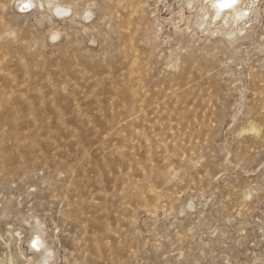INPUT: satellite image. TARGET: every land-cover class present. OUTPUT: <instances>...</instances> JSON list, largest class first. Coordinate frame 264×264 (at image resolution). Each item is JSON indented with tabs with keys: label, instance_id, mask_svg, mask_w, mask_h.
Returning <instances> with one entry per match:
<instances>
[{
	"label": "rangeland",
	"instance_id": "374dc122",
	"mask_svg": "<svg viewBox=\"0 0 264 264\" xmlns=\"http://www.w3.org/2000/svg\"><path fill=\"white\" fill-rule=\"evenodd\" d=\"M220 3L0 0V264H264V0Z\"/></svg>",
	"mask_w": 264,
	"mask_h": 264
},
{
	"label": "bare ground",
	"instance_id": "6f19581e",
	"mask_svg": "<svg viewBox=\"0 0 264 264\" xmlns=\"http://www.w3.org/2000/svg\"><path fill=\"white\" fill-rule=\"evenodd\" d=\"M232 0H221V3L219 4V6L220 5H224V8H225V5L226 4H229L230 2H231ZM236 1V0H235ZM234 2H232V4H233ZM234 6V5H233ZM227 7V6H226ZM230 7H232V6H230ZM229 8V7H228ZM232 8H235V7H232ZM219 9H220V7H219ZM221 9H222V7H221ZM224 10V9H223Z\"/></svg>",
	"mask_w": 264,
	"mask_h": 264
}]
</instances>
